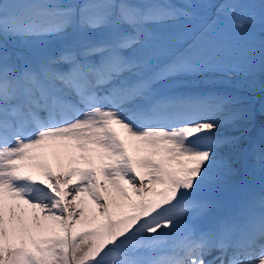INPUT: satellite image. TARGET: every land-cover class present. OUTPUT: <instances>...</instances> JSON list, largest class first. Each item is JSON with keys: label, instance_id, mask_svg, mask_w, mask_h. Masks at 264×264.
I'll return each instance as SVG.
<instances>
[{"label": "snow or ice", "instance_id": "snow-or-ice-1", "mask_svg": "<svg viewBox=\"0 0 264 264\" xmlns=\"http://www.w3.org/2000/svg\"><path fill=\"white\" fill-rule=\"evenodd\" d=\"M195 7L0 0V264H264V142L216 135L255 112L212 83L264 77V0L177 48ZM229 185L223 211L196 195Z\"/></svg>", "mask_w": 264, "mask_h": 264}, {"label": "rangeland", "instance_id": "rangeland-1", "mask_svg": "<svg viewBox=\"0 0 264 264\" xmlns=\"http://www.w3.org/2000/svg\"><path fill=\"white\" fill-rule=\"evenodd\" d=\"M82 0H59L56 2L59 3H80ZM14 2H30V0H14ZM259 0H172L170 3L183 7L186 4H192L196 5L192 11L196 14L195 21H189L187 19H182L177 22L169 21L167 22L170 25H173L174 30L177 32H185L189 31L190 35L185 38L183 41L178 43L176 45L177 48H183L184 44L186 42H189V44L192 42L193 39L200 36L201 32H204L205 30H208L207 34L208 36H218L222 32L225 31V17L217 16V8L218 6L226 3H258ZM204 5H215L217 7H203ZM195 24L194 28H189L190 24ZM257 34H258V28H257ZM11 42V41H10ZM12 44H15L12 42ZM17 47H20V45L16 44ZM188 46V45H187ZM175 78H170L167 82H161V83H167L169 85L172 84L173 80ZM201 79H205L202 77H197L194 80L191 81V84L186 80L184 82V85L189 84L193 86L194 84H198L200 86H207V84H201ZM213 86H226L230 87L232 89L237 90L240 96H237L241 98V105L243 107H250L255 112V115L259 116V107H260V101L262 98V95L264 94V77H261L259 74H257L254 77L250 76H244V75H231L226 76L223 73L216 74L214 80H213ZM261 127L260 130H257L258 133L256 134V130H254L252 127L245 130V125H248L251 122L244 121V120H232L231 122H227L225 125L226 127H229L227 130L231 131L230 134H228L229 137H239V145L242 149H244L247 145H249V141L256 136L264 135V118L263 120H260ZM244 126V127H242ZM242 127V128H240ZM240 131H245L243 134L238 136V133ZM256 131V132H255ZM232 134V135H231ZM262 139H264V136ZM252 142V141H251ZM224 151H227L226 149ZM138 154V153H134ZM247 174V176H245ZM262 173L257 170L254 173H249L245 171L243 175V179L246 182H250L251 186H259L261 182ZM236 190H239L238 197L244 195V193L238 188L236 185H229L224 186L222 188H209L205 187L201 189L196 195L198 198H204V199H214L218 198L220 204L233 201L228 198V195H232L233 193L237 192ZM259 190V189H258ZM257 190V191H258ZM221 196V197H220ZM215 200V199H214ZM220 211H222L220 209ZM160 231H166V229H161Z\"/></svg>", "mask_w": 264, "mask_h": 264}, {"label": "bare ground", "instance_id": "bare-ground-1", "mask_svg": "<svg viewBox=\"0 0 264 264\" xmlns=\"http://www.w3.org/2000/svg\"><path fill=\"white\" fill-rule=\"evenodd\" d=\"M262 110V108H259V116H257V115H255V119L253 120V123L254 124H256V125H258L259 124V121L262 119L263 120V118H264V112H262L261 111ZM218 119H220V118H218ZM249 127H247L246 129H248ZM245 129V130H246ZM245 131H240L239 133H238V136L239 135H241V134H243ZM216 135H223V134H216ZM232 135V134H231ZM261 136H264V135H261ZM219 256V255H218ZM229 257L228 256H225L224 257V259H225V261H227V259H228Z\"/></svg>", "mask_w": 264, "mask_h": 264}]
</instances>
